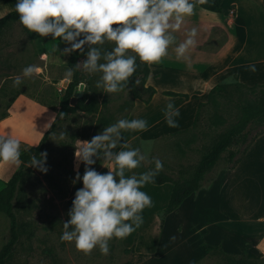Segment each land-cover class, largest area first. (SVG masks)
Returning <instances> with one entry per match:
<instances>
[{
	"label": "crops",
	"instance_id": "0c3cea01",
	"mask_svg": "<svg viewBox=\"0 0 264 264\" xmlns=\"http://www.w3.org/2000/svg\"><path fill=\"white\" fill-rule=\"evenodd\" d=\"M15 3L16 0H0V19L15 11ZM223 3L224 0L220 13L207 12L195 6L193 14L186 17L181 28L174 33L175 38L183 42L186 39L183 35L195 28L196 44L207 43L210 38L202 37L203 31L215 28L218 35L212 41L214 49L195 44L186 53V59L175 57L174 62L169 64L172 59V53L169 52L166 60L162 58L159 62L158 76H167L171 79L168 82L180 83L181 87L157 88L151 84L149 69L146 86L152 87L155 94L148 104L135 100L127 118L146 120L147 129L155 131L149 139L156 140L189 128L198 105L207 101L208 92L217 84L232 79L246 87L264 85V17H259L258 23L252 20L255 12L264 11V3L261 0H229L226 9H223ZM205 12L214 15L215 26L206 24L208 18ZM41 44L45 48L56 46L54 49L41 48L37 53L34 65L39 69L38 72L29 78H22L19 86H14L13 81L22 69L10 72L0 80V137L10 135L23 148L36 146L48 131L58 110V105L50 106L51 98L55 91L63 92L64 81L68 84L71 80L66 78L69 54L63 53L70 45L66 46L59 39ZM168 64L176 66V69L166 73L164 68ZM163 92L185 94L188 99L166 97ZM169 103L178 110V115L171 112L166 114V105ZM169 119L174 121L175 126L169 125ZM142 139L140 132L123 131L121 144L141 150ZM119 150L118 146L114 151ZM103 164L99 160L95 170L106 173L108 169ZM20 165L0 163V185L3 188ZM148 169L149 162L145 161L126 174L138 175ZM144 187L152 200L147 212L157 217L156 213L167 206L172 184H150V187ZM158 200H161L159 206L156 204ZM181 210L183 214H180ZM166 217H194L197 222L200 219L197 229L192 227L191 222H184L191 251L189 264L204 258L213 249H219L232 257L253 255L264 260V132L255 138L233 169L216 171L199 193L191 194ZM163 222L160 221L158 244ZM203 232H207L204 240L199 235Z\"/></svg>",
	"mask_w": 264,
	"mask_h": 264
},
{
	"label": "rangeland",
	"instance_id": "374dc122",
	"mask_svg": "<svg viewBox=\"0 0 264 264\" xmlns=\"http://www.w3.org/2000/svg\"><path fill=\"white\" fill-rule=\"evenodd\" d=\"M228 3L229 0H224L223 9H226ZM205 15L208 18L206 24L215 26L214 15L206 12ZM252 17H254L252 20L258 23L259 17H264V11L258 10ZM196 18L198 20V17ZM217 35L215 28L211 31L204 30L202 37H209L210 41L196 45L214 49L212 41ZM183 36L186 37V34ZM180 42L182 40L176 38L175 43L169 47L168 51L172 53L169 64L174 62L176 56L173 49ZM103 47L108 49L109 45L105 44ZM41 48H45L41 40L30 37L20 24H9L0 33V80L10 72L34 65L35 57ZM46 48L54 49L55 46H46ZM163 59L166 60L165 57ZM169 64L164 68L166 73L176 69V66ZM79 68L80 83L84 85L83 92L86 91L97 100L96 111L92 114L81 111L69 114L49 134L45 144L46 172L28 166L24 169L16 199L13 201V211L20 236L6 264H189L191 251H189L190 247L186 238L188 231L184 228V222H191L192 227L197 229L200 227V219L197 222L194 217H166L163 215V209L166 206L156 213L157 217H153L146 208L142 213L143 223L126 238L110 240L107 254L102 253L98 248L84 252L78 250L74 242L61 241L62 224L68 220L67 203L72 196L71 191L74 186L75 176L71 172L76 173L82 164L80 163L77 169L75 156L76 148H79L77 141H83L84 137H93L102 132L106 126L101 120L111 125L119 119H127L135 102L133 93L140 91L136 82L138 90L126 87L121 92L106 94L95 85L98 75H90L82 67ZM149 69L151 84H155L157 88L182 86L180 83L168 82L171 79L167 76H158L159 63L150 65ZM223 85L226 87V93L215 94L207 103L205 102L199 110L195 128L156 140L149 139L154 136V130L146 128L140 131L143 136L141 150L147 155L148 161L156 158L162 162L161 173L175 180L179 169L195 166L202 151L236 123L239 118L238 104L254 103L264 98V87L248 90L232 79ZM62 93L54 92L50 101L51 107L59 104ZM141 96L146 98L147 94L142 92ZM262 129H264V121L254 125L251 135ZM61 132L65 133L63 138H60ZM75 137H77L76 140ZM22 149L24 148L21 146ZM237 149L238 147H233L231 150L237 151ZM149 165L150 168L154 167L152 163ZM229 165L225 152L211 172L205 176L204 184L209 182L216 171L227 169ZM204 184L202 183L200 189ZM147 185L150 187V184ZM2 188L0 185V190ZM142 190L149 194L145 187ZM160 201H156L158 206ZM180 214H183V210ZM161 219L164 222L158 244L157 236ZM206 233L199 234L203 240ZM8 239L9 221L4 214L0 213V250ZM193 264H226V258L219 250L213 249L207 256L197 259Z\"/></svg>",
	"mask_w": 264,
	"mask_h": 264
},
{
	"label": "clouds",
	"instance_id": "9594fccd",
	"mask_svg": "<svg viewBox=\"0 0 264 264\" xmlns=\"http://www.w3.org/2000/svg\"><path fill=\"white\" fill-rule=\"evenodd\" d=\"M195 2L202 0H16L15 11L18 23L28 33L41 38L51 36L54 42L59 39L70 45L63 50L64 54L82 52L85 59L76 67L98 75L96 87L113 94L128 86L138 60L152 65L169 54L176 39L174 33L193 14ZM196 35L193 28L183 42L175 45L176 59L187 58L186 53L196 44ZM105 44L108 49L103 47ZM38 71L35 65L26 66L15 77L14 86ZM72 75L69 68L66 78ZM165 111L178 115L171 103ZM167 122L175 126L173 120ZM146 128L147 121L142 118H122L104 127L90 141H77L76 167L82 163L84 173L80 176L77 171L73 183L81 182L82 187L75 192L69 219L62 224L61 241L74 242L84 252L98 248L107 254L110 240L126 238L143 223V210L151 207L152 200L142 189L155 182L163 164L156 158L148 161L139 148H129L121 140L123 131L140 132ZM64 136L61 132L60 138ZM118 146L120 150L114 151ZM97 159L104 162L106 173L92 167ZM45 160V153H31L29 167L46 172ZM145 161L154 167L138 175L126 174ZM21 162L20 142L10 135L0 137V163Z\"/></svg>",
	"mask_w": 264,
	"mask_h": 264
},
{
	"label": "trees",
	"instance_id": "16d2710c",
	"mask_svg": "<svg viewBox=\"0 0 264 264\" xmlns=\"http://www.w3.org/2000/svg\"><path fill=\"white\" fill-rule=\"evenodd\" d=\"M264 3V0H261ZM221 2L222 0H202V2H195V6L211 13H220L221 12ZM19 16L16 11L10 12L4 17L0 19V33L6 28L9 24L18 23ZM19 24V23H18ZM23 28V27H22ZM24 29V28H23ZM25 30V29H24ZM26 31V30H25ZM27 32V31H26ZM28 33V32H27ZM30 37L37 38L41 40L43 43H47L52 39L51 36L41 38L35 33H28ZM87 51V46H85L84 52ZM85 59V56L82 52H71L69 53L67 67L71 68L73 71V75L71 80L67 84V86L63 89V93L61 95L58 110L55 119L53 120L48 131L43 135L40 142L34 146L29 148H24L21 150V165L17 172L12 176V178L5 184L4 188L0 190V213L4 214L9 221V239L6 244L0 250V264H6L16 243L18 242L20 231L19 226L16 220V216L13 211V201L16 199V192L18 185L22 181L23 171L29 164V159L31 153L39 156L40 153H45V144L49 134L54 130V128L61 123L69 114L75 113L76 111L85 112L87 114H92L96 111L97 100L91 97L86 91L83 92L82 96L77 100L76 104L71 107L69 105L70 99L73 97L75 88L80 84V68L76 67L80 61L82 62ZM149 74V68L147 64H143L137 61L136 72L133 74V77L130 78L129 84L127 87H131L132 90L136 89L138 82V86L140 91H136L133 93V99L139 100L143 104H148L151 97L155 94V90L146 86V80ZM139 80V81H138ZM240 85V84H239ZM241 87L254 90L257 88L264 87V85H257L253 87H246L240 85ZM146 93L147 97L142 98L141 93ZM226 93V87L223 84H217L207 94V101H209L213 95L215 94H224ZM166 97H176L183 100H187L188 96L185 94H179L174 92H163L162 93ZM206 101V103H207ZM205 103H201L198 105L197 112L195 114L192 125L182 131H178L168 135L169 137L175 136L181 132H185L189 129L195 128V125L198 122L199 110ZM237 109L239 112V118L229 129H227L224 133L220 134L216 140L210 144L207 148H205L200 156L197 164L191 168H182L177 171V178L175 180L171 179L167 175L159 172V174L155 178V182L151 183L152 185H162L165 183L172 184V191L170 194L169 201L167 206L163 209V215L166 216L172 212H174L183 201L189 197L191 194L197 192L201 183L204 180L205 176L211 172V170L215 167L217 162L219 161L220 156L223 153H227V159L230 165L227 169H233L239 161L242 159L246 150L250 146V144L254 141V139L264 132V129L260 130L258 133L251 135L252 129L254 125L264 121V98L254 103H240L237 105ZM105 126L108 125V122L101 120ZM92 137L87 136L84 137L83 141H90ZM77 137H75V140ZM233 147H238L237 151H232ZM99 159L92 165L93 168L97 166ZM33 168V167H30ZM80 176L84 173V165L81 164L79 168ZM73 176L76 178V173L71 172ZM82 187L81 182H77L74 184L72 188V196L68 200L67 203V219L69 209L72 206V201L74 199V194L77 189ZM161 219V223H162ZM219 250V249H217ZM220 251V250H219ZM220 253L226 258V264H264V260L259 257H255L253 255H245L240 257H232Z\"/></svg>",
	"mask_w": 264,
	"mask_h": 264
},
{
	"label": "water",
	"instance_id": "95a60500",
	"mask_svg": "<svg viewBox=\"0 0 264 264\" xmlns=\"http://www.w3.org/2000/svg\"><path fill=\"white\" fill-rule=\"evenodd\" d=\"M67 86V81H64L63 87L65 88ZM84 85L80 83L76 88L73 97L70 99L69 105L73 107L77 100L82 96L83 94Z\"/></svg>",
	"mask_w": 264,
	"mask_h": 264
}]
</instances>
